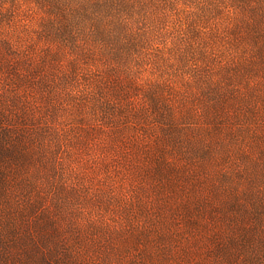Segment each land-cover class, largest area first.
Wrapping results in <instances>:
<instances>
[{"label":"rangeland","instance_id":"374dc122","mask_svg":"<svg viewBox=\"0 0 264 264\" xmlns=\"http://www.w3.org/2000/svg\"><path fill=\"white\" fill-rule=\"evenodd\" d=\"M0 264H264V0H0Z\"/></svg>","mask_w":264,"mask_h":264}]
</instances>
